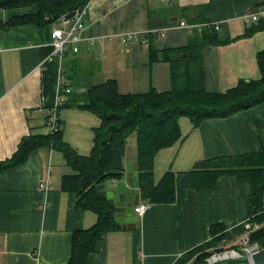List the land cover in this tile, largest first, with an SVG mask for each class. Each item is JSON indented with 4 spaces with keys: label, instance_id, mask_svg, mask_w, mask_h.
Listing matches in <instances>:
<instances>
[{
    "label": "crops",
    "instance_id": "0c3cea01",
    "mask_svg": "<svg viewBox=\"0 0 264 264\" xmlns=\"http://www.w3.org/2000/svg\"><path fill=\"white\" fill-rule=\"evenodd\" d=\"M260 6L264 7V0H89L83 40L75 52L65 53L61 66L73 70L80 61L82 66L99 65L101 70V63L107 64L106 68L102 65L105 79L116 80L120 93L143 92L150 85L157 91L167 90L170 66L164 60L149 61L143 35L154 30L152 45L158 51L180 46L200 27L187 31L178 21H186L183 15H205L209 24L219 21L217 34L226 40L202 47L204 88L224 91L239 79L259 77L255 53L264 48V27L249 36H236L255 22L247 14ZM35 10V6L22 5L1 8L0 23ZM120 33L139 39L126 43ZM48 41L36 24L0 27V161L12 156L21 137L50 131L45 117L57 100L59 84L56 58L41 54ZM121 51L126 53L123 62L128 69L120 77L111 75L109 65L120 58ZM129 74L140 82L130 89L136 91L121 89ZM77 82V89L68 85L73 93L95 83ZM57 115L61 138L87 155L92 129L100 123L96 113L66 105L57 109ZM177 120L180 138L158 150L152 170L155 182L165 171L173 173L175 197L169 204L147 203L142 216L135 217L133 229L119 227L103 233L86 264H173L178 256L211 237L210 224L222 222L229 229L245 218L249 190L245 182L224 174L215 190L194 191L184 186L182 172L200 159L264 149V102L227 117L205 119L194 127L187 117ZM134 142L131 134L122 158L124 170L127 162L136 160ZM71 172L62 153L50 147L30 151L21 164L0 172V264H65L71 231L96 222L94 212L74 206L75 193L60 190L61 176ZM40 182L47 184L46 190L39 187Z\"/></svg>",
    "mask_w": 264,
    "mask_h": 264
},
{
    "label": "trees",
    "instance_id": "16d2710c",
    "mask_svg": "<svg viewBox=\"0 0 264 264\" xmlns=\"http://www.w3.org/2000/svg\"><path fill=\"white\" fill-rule=\"evenodd\" d=\"M89 0H0V9L25 6L36 3L34 13L7 19L0 27L17 23L36 24L41 34L48 35V44L41 48L42 57L51 49L49 33L51 23L61 15L81 8ZM205 10L206 6H202ZM188 22H209L205 15L188 18ZM203 25L199 31L194 29L185 44L156 50L153 45V34L146 32L145 40L149 52V61H165L169 64L170 88L155 90L151 85L143 92L120 93L114 79H105L97 84H87L82 91L65 95L66 100L56 109L76 106L87 109L99 119V125L92 129V143L87 155H81L61 138L60 128L46 134H28L21 137L12 156L0 161V172L8 171L21 164L29 152L40 147H50L62 153L64 163L73 172L63 174L60 178V190L77 195L74 201L76 208L95 213V223L82 229L71 231L70 256L65 264H86L88 254L95 251V242L102 234L115 230L121 225L113 220V206L94 189L97 182H104L118 177L124 170L122 158L125 155L127 139L135 136V159L138 163L137 177L140 199L146 203H168L175 197L172 172L165 171L161 179L154 181L152 175L153 157L163 147L170 146L180 138L178 117L190 120L193 127L208 118H223L241 110L248 109L264 102V48L255 53L258 78L239 79L233 86L224 91H208L204 88L205 76L202 62L203 45L219 43L226 39L217 34L219 29ZM264 27V16L243 28L239 36H249ZM233 39V38H230ZM66 75V74H65ZM71 87H76L68 74L66 79ZM47 117V116H46ZM45 117V120H46ZM184 186L194 191L210 192L215 190L217 181L225 175H234L239 182L249 187L246 196L245 218L229 229L222 222L209 225L211 237L198 246L184 252L173 264L205 263V257L211 252L221 251L223 244L239 249L232 244L244 232L243 223L249 222L248 242L264 247V149L246 151L232 155H217L195 161L192 168L182 172ZM196 254V255H195ZM192 258V260H190ZM230 261L228 264H239ZM196 264V263H195Z\"/></svg>",
    "mask_w": 264,
    "mask_h": 264
},
{
    "label": "built area",
    "instance_id": "2783aa9c",
    "mask_svg": "<svg viewBox=\"0 0 264 264\" xmlns=\"http://www.w3.org/2000/svg\"><path fill=\"white\" fill-rule=\"evenodd\" d=\"M86 4H84L81 8H77V10H74V14L70 18H64L65 15H61L58 18L55 19L53 22L51 31L49 33L51 49L47 58L55 57L57 62V68H58V74H57V82L59 84V87L57 88L56 96L57 100L54 103V105L49 108L48 114L46 117V123L49 126V132L56 131L60 128L59 119L57 115V105L62 104V102H65L66 100V94L69 92V86L67 85L65 81L64 74V68H62L61 61L63 60L65 53L67 51L75 52L78 46V42H81L83 40V31H85L86 25L83 23V18L86 15ZM252 20H258L260 17L264 16V7H259L256 11L247 14ZM55 24V25H54ZM205 24V23H204ZM204 24H197L194 22H188L184 20L178 21V26L183 27V29L190 31L194 28H199ZM205 25L212 26L214 29H218L219 21L216 23H206ZM162 29V28H161ZM149 32H152L154 30L148 29ZM147 31V32H148ZM131 37L130 41L134 40L135 34L128 33L127 37ZM145 38L142 40V42H145ZM39 187L42 188V190L47 189V184L40 182ZM148 205L146 202L139 200L135 205H133V212L132 214L135 217L142 216L143 212L147 209ZM243 228L245 232L238 237L236 240L240 242L241 244V251L237 252L235 249H229V250H221L215 251L217 253H211L205 258L204 264H211V263H217L220 261H224L227 259L232 258H238V257H246L249 258L251 253L255 252L256 250L260 249L257 243H249L248 237H249V231H250V224L249 222L243 223ZM225 254V255H223ZM215 257V258H213ZM200 264V263H196Z\"/></svg>",
    "mask_w": 264,
    "mask_h": 264
},
{
    "label": "water",
    "instance_id": "95a60500",
    "mask_svg": "<svg viewBox=\"0 0 264 264\" xmlns=\"http://www.w3.org/2000/svg\"><path fill=\"white\" fill-rule=\"evenodd\" d=\"M75 11L65 14L64 18H70ZM138 163L136 160L127 162V168L121 171L118 177H113L104 182H97L94 189L105 201L113 206V220L121 225L120 228L133 229L136 226L135 216L132 214L133 205L140 198L137 177ZM245 264H264V247L251 253L249 258L238 257L211 264H228L230 261H238ZM240 264V263H239Z\"/></svg>",
    "mask_w": 264,
    "mask_h": 264
},
{
    "label": "rangeland",
    "instance_id": "374dc122",
    "mask_svg": "<svg viewBox=\"0 0 264 264\" xmlns=\"http://www.w3.org/2000/svg\"><path fill=\"white\" fill-rule=\"evenodd\" d=\"M35 4L36 3L34 2V3L30 4V5H25V6H35ZM127 34L128 33H124V34H121L120 33V35H119V37H121L126 43H128L130 41V38H131L130 36L127 37ZM135 37L139 39V37H137V36H135ZM132 44H135V41L132 42L131 44H126L125 47L132 46ZM134 46H136V45H134ZM125 56H126V53L121 51L120 58H118V60L114 64H110L109 65L110 66L109 69L111 70V72H110L111 75H118V76L121 77V76H124L126 74L128 67L123 62V57H125ZM76 65L77 66L73 70H66V69H64V74L63 75L66 76L65 73H67V74L70 75V77H71V79L73 81H80L82 84H84L87 79L90 82H92V83H94V82L97 83V82L103 81V79H105V76H104V74H103L102 71H103V66L106 68L107 67V64L101 63V70L99 68L100 67L99 65H96L97 67H95V66H92V67L82 66V64L80 63V61L79 62L76 61ZM137 74H139V72ZM126 79H127V83H125V84L122 83L121 89L123 88V89L130 90V89H134L136 86L139 87L140 82H137L136 81L138 83L137 84L133 79H131L130 74L127 75V78ZM78 87L79 86L77 85L74 89H77ZM130 91H136V90H130ZM261 224H264V222L258 223V225L254 224L253 227L256 228V227L260 226ZM235 243L239 245V249H237V248H230L228 246L229 244H223V246H221L222 251L223 250H229V249H235L237 252H240L241 251V247H242L241 244H240V242L237 241V240L234 241V242H232V244H235ZM259 248H260V246H259ZM211 253H213V252H211ZM214 253H217V252H214ZM190 260H192V258ZM195 263H198V262H194V264ZM240 264H245V263H240Z\"/></svg>",
    "mask_w": 264,
    "mask_h": 264
},
{
    "label": "bare ground",
    "instance_id": "6f19581e",
    "mask_svg": "<svg viewBox=\"0 0 264 264\" xmlns=\"http://www.w3.org/2000/svg\"><path fill=\"white\" fill-rule=\"evenodd\" d=\"M223 255H225V254H223ZM213 258H215V257H213Z\"/></svg>",
    "mask_w": 264,
    "mask_h": 264
}]
</instances>
